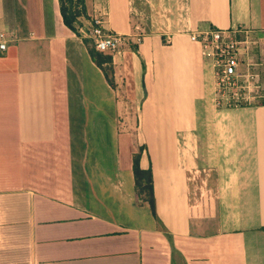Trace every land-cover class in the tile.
Returning <instances> with one entry per match:
<instances>
[{"label": "crops", "instance_id": "1", "mask_svg": "<svg viewBox=\"0 0 264 264\" xmlns=\"http://www.w3.org/2000/svg\"><path fill=\"white\" fill-rule=\"evenodd\" d=\"M84 3L78 36L59 0H0V264H264V0ZM96 16L143 34L103 69L83 42ZM212 28L241 30L262 90L247 107L218 112L213 58L190 38ZM101 90L115 103L88 118ZM139 148L156 215L136 200Z\"/></svg>", "mask_w": 264, "mask_h": 264}, {"label": "built area", "instance_id": "2", "mask_svg": "<svg viewBox=\"0 0 264 264\" xmlns=\"http://www.w3.org/2000/svg\"><path fill=\"white\" fill-rule=\"evenodd\" d=\"M240 29L212 28L208 30H194L190 38L202 46V52L213 58L215 77L216 104L233 103L235 106H248L261 96V84L253 71L254 61L246 60V69L241 57V40L238 38ZM12 34L3 31L0 33V49L6 48V40ZM93 39L98 52L115 55L121 51L127 41L139 44L143 34L131 36L119 34L106 29L103 19L99 16L93 18L92 27L88 32Z\"/></svg>", "mask_w": 264, "mask_h": 264}, {"label": "trees", "instance_id": "3", "mask_svg": "<svg viewBox=\"0 0 264 264\" xmlns=\"http://www.w3.org/2000/svg\"><path fill=\"white\" fill-rule=\"evenodd\" d=\"M59 3L64 24L76 35L80 36L81 33L79 28L82 25L80 19L82 16L86 17V13L84 12V0H59ZM83 42L88 50L90 57L98 67L103 69L104 63L112 62L111 54L98 52L95 49L93 39L84 37ZM106 79L110 84L114 85L109 76H106ZM142 150L143 149L139 148L138 152L133 156L135 196L139 204L147 203L150 206L152 214L156 215V202L153 189L152 168L148 167L146 169H143L142 167H140Z\"/></svg>", "mask_w": 264, "mask_h": 264}, {"label": "rangeland", "instance_id": "4", "mask_svg": "<svg viewBox=\"0 0 264 264\" xmlns=\"http://www.w3.org/2000/svg\"><path fill=\"white\" fill-rule=\"evenodd\" d=\"M83 20V19H82ZM92 23H93V19L90 21H84V25L86 26V31L84 32L86 35L85 37L88 36V32L92 27ZM141 26L139 28L136 27V29H134V33L137 34V30H140ZM132 44L131 41H127L126 42V47H130V45ZM107 67H109L108 65H105ZM119 79L123 76H118ZM120 81V80H119ZM122 83V82H121ZM120 90L121 88H123V86H119ZM118 92V96H116L117 98V115L118 118L121 120L122 123V130L124 127L127 128V130L129 132H132V134L134 135V131H135V121L138 120V116L140 114V112L138 111V107H136V103L134 100H137L136 98L133 99L132 97H129L127 95H123L121 92ZM121 93V94H120ZM102 94V95H101ZM106 91L105 90H101L100 92H90V94L87 95V111H86V115L88 113V118L89 117H93L94 115L91 113V105L95 104V106H97V109H100L101 112H103L104 110H106L107 108L109 110H111L112 105L115 103H113L112 101V105L108 102H106V100L108 99V96L106 95ZM111 102V100H110ZM243 107H247V106H235L233 103L229 102V104H221L218 105V112L222 110H229V109H238V108H243ZM220 112V114H221ZM105 113V112H103ZM98 116V115H97ZM97 122H102V121H97ZM105 126L103 125H97L96 127V132L99 134L100 132L103 133V136L100 137L101 139L108 137V132L106 131V128H104ZM108 139V138H106ZM105 140V139H104ZM110 151V150H109ZM109 151L107 149V154H109Z\"/></svg>", "mask_w": 264, "mask_h": 264}]
</instances>
